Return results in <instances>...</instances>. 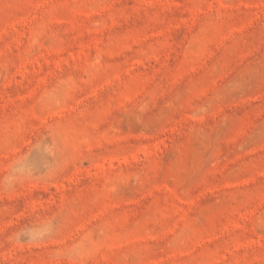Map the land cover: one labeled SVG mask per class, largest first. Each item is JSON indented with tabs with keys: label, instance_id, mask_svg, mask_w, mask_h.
<instances>
[{
	"label": "rangeland",
	"instance_id": "obj_1",
	"mask_svg": "<svg viewBox=\"0 0 264 264\" xmlns=\"http://www.w3.org/2000/svg\"><path fill=\"white\" fill-rule=\"evenodd\" d=\"M0 264H264V0H0Z\"/></svg>",
	"mask_w": 264,
	"mask_h": 264
}]
</instances>
